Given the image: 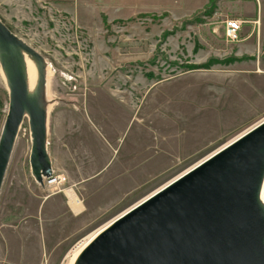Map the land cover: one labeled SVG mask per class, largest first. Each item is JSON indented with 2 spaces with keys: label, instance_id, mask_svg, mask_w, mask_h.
Here are the masks:
<instances>
[{
  "label": "rangeland",
  "instance_id": "obj_1",
  "mask_svg": "<svg viewBox=\"0 0 264 264\" xmlns=\"http://www.w3.org/2000/svg\"><path fill=\"white\" fill-rule=\"evenodd\" d=\"M106 2L0 0V20L43 56L50 74V158L68 167V174L97 173L101 181L97 192L85 188L91 193L82 199L84 212L74 216L54 195L69 186L64 172L51 183L32 177L24 117L0 188V264H67L71 248L96 227L252 124L237 128L239 121L227 119L229 82L215 73L238 59L223 37L222 19L107 16L99 12ZM4 83L0 77V130L8 100ZM138 129L143 150L134 166L122 170L111 162L103 169L105 160L121 157L113 150L101 166L85 162L103 160V145L130 142ZM131 170L140 171L133 181L120 176Z\"/></svg>",
  "mask_w": 264,
  "mask_h": 264
},
{
  "label": "water",
  "instance_id": "obj_2",
  "mask_svg": "<svg viewBox=\"0 0 264 264\" xmlns=\"http://www.w3.org/2000/svg\"><path fill=\"white\" fill-rule=\"evenodd\" d=\"M26 58L36 71L32 90ZM46 67L43 56L0 20V71L8 96L0 188L24 117L30 173L38 183L52 173ZM68 264H264V117L96 227Z\"/></svg>",
  "mask_w": 264,
  "mask_h": 264
},
{
  "label": "crops",
  "instance_id": "obj_3",
  "mask_svg": "<svg viewBox=\"0 0 264 264\" xmlns=\"http://www.w3.org/2000/svg\"><path fill=\"white\" fill-rule=\"evenodd\" d=\"M209 3L210 0H107L99 12L107 16L118 17H134L138 14L159 15L165 13L166 17L170 20H180L188 19L196 14L204 16L202 12ZM213 4L212 18H220L222 19L221 22L224 18H235L241 21L239 40L230 42L234 45V56L239 58L238 63H234L215 74L226 79L227 81L225 82H229L228 87L230 90L227 95L230 97L227 104L232 106V109L229 111L228 117L226 116L227 119L239 121L236 122L235 126L242 128L241 123H254L264 116V0H214ZM138 130L139 132L134 134L135 136L130 142H126L123 139L122 142L120 140L117 143L113 141V145H109L108 142L107 147L103 145V160L100 159L92 162L86 159L85 162L89 164L95 163L96 165L99 163L98 166H101L105 157H108L113 150L121 157L116 156L117 161L114 160V157L108 158L107 162L105 160L103 169L106 167L110 168L111 162H115V167L119 166L122 170L134 166L135 160L139 161L140 159V151L143 150L141 142L138 140L141 133L140 129ZM136 136L137 138H135ZM121 151L122 153H120ZM106 154L107 156H105ZM164 158L166 157H160L158 160L162 162ZM50 161L54 171L61 172L60 174L64 172L66 182L68 181L69 183L68 187L62 188L54 195L59 196L62 206L64 205L67 209L70 207L69 210L74 216L80 213L82 215L85 209L82 199L86 200L88 194L91 193L87 192L85 188L87 186L89 188L92 187V190H95L92 192L100 190H96L98 186H101L100 179L96 177L97 173H93L94 176L92 175L91 177H78L75 174V170H70L68 174V167H64L57 159L51 157ZM144 161L147 165H151L152 163V160L148 161L146 159ZM164 164L166 165V163ZM70 165L72 166V162H70ZM166 167L167 165L163 169ZM139 172V170L136 172L131 170L127 173H122L120 176L127 175L128 177H132L133 181L135 175ZM112 173L115 172L112 171ZM112 173H109V176L113 175ZM117 178H119V175ZM130 181L128 180V182ZM109 183L114 182L111 180ZM68 188L73 189L77 196L78 204H76V207L70 206L68 197L64 193V190ZM54 195H50V197ZM79 205L80 207H78ZM5 264L10 263L6 261Z\"/></svg>",
  "mask_w": 264,
  "mask_h": 264
},
{
  "label": "bare ground",
  "instance_id": "obj_4",
  "mask_svg": "<svg viewBox=\"0 0 264 264\" xmlns=\"http://www.w3.org/2000/svg\"><path fill=\"white\" fill-rule=\"evenodd\" d=\"M26 74H27L28 89L32 90L33 86L35 84V81H36V75H35V72H34L32 64L29 61H27V58H26ZM45 75H46L45 76V95H46V99H47L48 85H49V80H50V74L47 73V69H46V74ZM0 77L2 78V80H4L1 71H0ZM47 106H48V104H47ZM59 178H61L60 175L58 176V179ZM64 193L68 197V202H69V204H71L70 206H75L76 207L77 206L76 204H78L77 203V196L75 195L73 190L68 188V189L64 190ZM69 204H68V206H69ZM78 207H80V205ZM86 239H87V237L82 239L81 241H79L75 246H73V248H71L70 253L68 252L69 253V257H68V260H67V264L69 262H71L73 255L79 249V247L86 241Z\"/></svg>",
  "mask_w": 264,
  "mask_h": 264
},
{
  "label": "built area",
  "instance_id": "obj_5",
  "mask_svg": "<svg viewBox=\"0 0 264 264\" xmlns=\"http://www.w3.org/2000/svg\"><path fill=\"white\" fill-rule=\"evenodd\" d=\"M223 25V37L225 41L234 42L238 39L239 31L241 27V21L235 18H224L222 21ZM52 174V173H51ZM62 176V174H52L48 177H45L47 182H56L59 181L58 176Z\"/></svg>",
  "mask_w": 264,
  "mask_h": 264
},
{
  "label": "trees",
  "instance_id": "obj_6",
  "mask_svg": "<svg viewBox=\"0 0 264 264\" xmlns=\"http://www.w3.org/2000/svg\"><path fill=\"white\" fill-rule=\"evenodd\" d=\"M214 0H210V3L208 4V6L204 9V11L202 12V14L204 15H211V13L213 12L214 9V4H213ZM233 59H238L237 57H234Z\"/></svg>",
  "mask_w": 264,
  "mask_h": 264
}]
</instances>
